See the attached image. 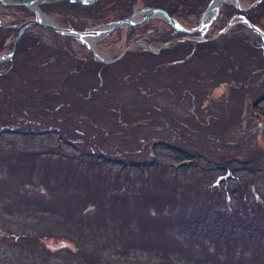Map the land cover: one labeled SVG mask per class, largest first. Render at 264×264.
<instances>
[{
    "label": "rangeland",
    "instance_id": "374dc122",
    "mask_svg": "<svg viewBox=\"0 0 264 264\" xmlns=\"http://www.w3.org/2000/svg\"><path fill=\"white\" fill-rule=\"evenodd\" d=\"M52 5L41 12L61 26ZM25 13L0 6V24ZM170 27L152 17L92 36L102 63L29 26L37 49L27 37L0 60V264H264V124L248 106L264 110V44L243 24L158 51ZM209 205L242 211L257 244L191 231Z\"/></svg>",
    "mask_w": 264,
    "mask_h": 264
},
{
    "label": "trees",
    "instance_id": "16d2710c",
    "mask_svg": "<svg viewBox=\"0 0 264 264\" xmlns=\"http://www.w3.org/2000/svg\"><path fill=\"white\" fill-rule=\"evenodd\" d=\"M211 0H97L96 3L91 6H83L76 5L73 3H67L63 1L58 2H50L47 4H41L39 7L41 11L47 13L48 7H62L56 13H61L62 17H60L61 26L73 28L76 31L81 32V30H85L86 28L92 27L94 25H102L109 22H113L116 20H123L124 18L130 17L134 14L135 9L137 8H156L159 7L164 9L168 14L174 19H180L183 21L188 20L187 22H191L194 24L198 23L200 19V15L207 9L208 4ZM241 3H245V5H250L254 0H239ZM51 4V5H50ZM7 8H12L13 10H19L21 12H26L24 15L20 16L16 20L12 21V23H6L5 25L0 24V54L9 53L12 50L13 42L10 44H6L8 39H14L17 31V25L26 21L28 17L32 14V12L28 13L25 8L22 7H11L5 6ZM241 14L246 16L250 23L255 26H258L264 32V0L260 2V4L251 9L244 11L241 13L234 6L223 4L221 7V11L218 15L217 23L222 27L232 18L233 15ZM149 27V26H148ZM233 27L238 30L243 28L241 24H235L232 28L222 37L227 36L228 34L233 33ZM137 27L138 30L145 32V27L141 28ZM133 27L131 28V30ZM249 31L250 28L247 27ZM146 30V29H145ZM253 32V31H251ZM25 33V32H24ZM22 33L21 38L17 44V49L14 53L16 56L19 52H25L29 47H24L22 45L23 40L27 37L32 38L31 45L37 49L38 43L41 40V36L34 35L32 33ZM254 33V32H253ZM256 34V33H255ZM54 35L57 39L64 38L67 41H71L72 38L61 35ZM257 35V34H256ZM258 36V35H257ZM259 37V36H258ZM171 36L167 34H160L157 37H153L152 41L155 43H165L168 42ZM221 38V37H220ZM145 41V40H144ZM259 41H262L261 37ZM145 42L149 43V40ZM4 62H1L0 65H3ZM13 61L7 63L3 67L7 68L10 65L12 66ZM189 159L190 157L184 156ZM184 159V158H183ZM201 213H203V218L198 221L190 220L187 222L189 224V229L197 234H204L206 238L211 242H220L221 236L225 241H229L233 246L237 244L236 242L242 240L244 243L248 242L257 244V239L259 237L260 232L256 227L254 221L248 222L245 220V216L242 211L233 212V214L228 217L227 215H223L222 213H218L215 211L212 205L206 207ZM237 213V214H236ZM230 218H232V223H230ZM264 231L263 229H260ZM228 237H231L228 239ZM17 238V237H16ZM30 237L29 241H31ZM7 239V238H6ZM23 239V237H22ZM8 240V239H7ZM227 244V243H226ZM34 247L36 244H32ZM228 245V244H227Z\"/></svg>",
    "mask_w": 264,
    "mask_h": 264
},
{
    "label": "water",
    "instance_id": "95a60500",
    "mask_svg": "<svg viewBox=\"0 0 264 264\" xmlns=\"http://www.w3.org/2000/svg\"><path fill=\"white\" fill-rule=\"evenodd\" d=\"M58 1H63V2H67V3L70 2L73 4L79 5V6L80 5L91 6L92 4L97 2V0H0V6L1 7H4V6L15 7V6H17V7H22V8H28L31 11H33V13L35 15V18L27 19V21L22 22L21 24L17 25V32H16V36H15L16 38H15V41H14V44L12 47L13 49H12L11 53L9 54L8 58H6L5 56H0V60L11 59V57L14 55V53L17 49L16 47H17V44L21 38L20 37L21 34L29 26H38L39 25L43 29H46L48 31L50 30L54 34L64 35V36H67L69 38H73L74 40H77V41L82 43V41H81L82 36H86V35L87 36H103L105 34H109L110 32L114 31V29L124 28L123 26L134 27L137 24L145 22L146 19L154 17V15H156L158 13L160 14L159 17L166 19V21H168L172 25L173 29H175L177 31L181 30L184 33L189 34V35H190V33H199L202 36L201 40H203L205 42H211V41L217 40L218 38L222 37V35L227 33L232 28V26L235 24H244L245 26H248L253 32H255L259 37H261L262 41L264 43V32L258 26H255L252 23H250L249 20L244 15H240V14L233 15L232 18L222 27V30H220V32L217 33L216 35L212 36L211 38H204V34L209 29L208 27L217 18L218 12L220 11V9L222 7L221 5H223V4L234 5V7L238 11L243 13L244 11L251 10V9L257 7L262 0H254L253 3H251L249 6L243 5V3H241L239 0H218L217 8H216L215 14L212 16L213 18L211 19V21H209L206 24L203 23L202 17L204 14H206L208 12V10H209V7H208L200 16V21H199L198 25L193 27V28H189V29L182 26L179 21L172 18L165 10L160 9L158 7L153 8V9L145 7V9H142L140 11V12H145V16L143 18H141L140 20H135V21L133 20V17L135 16V14L139 13V12H134V14L132 16L124 18L123 20L113 21L110 24L103 25L100 27H94L92 29H85V30H82L81 32L76 31L72 28H65V27L57 26V25H54L53 23H50V22L44 23L41 20L40 17H41L42 12L39 9V5L47 4L49 2H58ZM33 6H36V8L34 9ZM103 27H107V28H103ZM179 40L184 41L187 39L186 38H179ZM137 42L142 44L148 51H150L152 53H158V51H161L162 49L167 48L169 43H170V42H168L167 44L162 45L161 47L158 48V51L155 52L148 43H145L142 41H137ZM90 50L92 52H94V50L92 48H90ZM100 61L102 63H104V62L110 63L109 61H105V60L104 61L100 60Z\"/></svg>",
    "mask_w": 264,
    "mask_h": 264
},
{
    "label": "flooded vegetation",
    "instance_id": "af4514ba",
    "mask_svg": "<svg viewBox=\"0 0 264 264\" xmlns=\"http://www.w3.org/2000/svg\"><path fill=\"white\" fill-rule=\"evenodd\" d=\"M157 17H159V16H157ZM181 24V23H180ZM171 25V24H170ZM182 25V24H181ZM183 26V25H182ZM170 33H171V38H170V40L172 41L171 43L174 45V46H181V43H183V42H186L187 40L188 41H193V42H195V43H197L195 40H192L191 38H190V40L189 39H187V40H179V38H176L177 36H176V34H179V33H183L184 35L186 34V33H184L183 31H181V30H179V31H177V30H175V29H173V27H172V25H171V27H170ZM197 34L198 35H200L199 33H190V35H192V36H197ZM186 35H188V34H186ZM189 35V36H190ZM84 69V68H83ZM81 71H82V69H81ZM257 71V70H256ZM256 71H253L252 72V74H251V78H253L252 76H254L255 75V73H256ZM260 71H262L263 73H264V71L263 70H260ZM245 83H246V81H241V87L242 88H244L245 87ZM240 88V87H239ZM260 104V102L258 101V103H250V102H248V106H249V109H250V112L249 113H251L250 114V117L251 118H253V119H258V118H261V121H262V123L264 124V110H262V108H259V105ZM262 130V128H261V126L260 127H258V132H260Z\"/></svg>",
    "mask_w": 264,
    "mask_h": 264
},
{
    "label": "bare ground",
    "instance_id": "6f19581e",
    "mask_svg": "<svg viewBox=\"0 0 264 264\" xmlns=\"http://www.w3.org/2000/svg\"><path fill=\"white\" fill-rule=\"evenodd\" d=\"M217 4H218V0H212L211 2H210V4H209V10H208V12L206 13V14H204L203 15V23L204 24H206V23H208L209 21H211V19L213 18L212 16L215 14V11H216V8H217ZM33 8L35 9L36 8V6H33ZM143 14H145V12H139V13H136L135 14V16L133 17V20L135 21L136 19H138V17L140 16V15H143ZM157 16H160V14L158 13V14H156V15H154V17H157ZM41 20L44 22V23H48V22H52L51 21V19L48 17H46L45 15H43V14H41ZM124 27V26H123ZM103 28H107V27H103ZM81 41L85 44V45H87L88 47H90V48H92L93 50H94V52H95V54L97 55V58L98 59H101V60H103V58H102V56L101 55H99L98 53H97V51H96V48H95V44H93L94 43V39L92 38V36H82L81 37Z\"/></svg>",
    "mask_w": 264,
    "mask_h": 264
}]
</instances>
